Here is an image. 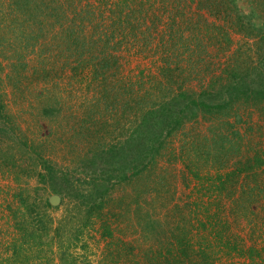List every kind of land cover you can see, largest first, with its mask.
Returning <instances> with one entry per match:
<instances>
[{
	"label": "rangeland",
	"instance_id": "obj_1",
	"mask_svg": "<svg viewBox=\"0 0 264 264\" xmlns=\"http://www.w3.org/2000/svg\"><path fill=\"white\" fill-rule=\"evenodd\" d=\"M42 1L45 15L29 18L11 13L12 0H0V94L11 119L0 118L5 130L0 132V264L12 263L19 245L28 249L23 264H181L172 232L167 238L158 233L170 226L192 228L190 264H264V198L254 203L239 192L245 182L254 183L252 172L234 177L236 168L251 167L258 153L264 155L263 102L239 101L238 116L228 112L236 135L221 129L217 116L195 117L143 174L106 181L109 192L95 186L103 175L91 168L102 147L127 142L139 116L175 96L179 84L200 94L228 71L244 70L245 52L235 56L246 41L237 16L243 12L245 23L261 17L256 22L262 24L264 0H127L128 7L122 0ZM58 7L68 16L63 25L53 17ZM110 10L116 11L113 21ZM78 12L100 18L102 12L105 27L92 30ZM23 31L37 37L24 51L17 45ZM67 36L83 42L69 43ZM103 58L114 65L97 79L92 73ZM22 64L26 71L13 66ZM42 67L45 77L36 73ZM190 69V81H170L179 79L181 70L188 77ZM53 107L54 115L46 114ZM222 137L228 138L224 144ZM31 148L65 171L71 185L54 193L50 184L40 183L37 172L44 168ZM217 150L222 158L213 156ZM256 170L264 178V165ZM220 175L228 178V191L220 192ZM209 183L219 186L205 189ZM209 206L231 223L226 235L231 245L217 244L212 261L197 253L203 207ZM145 214L163 229L144 227Z\"/></svg>",
	"mask_w": 264,
	"mask_h": 264
},
{
	"label": "trees",
	"instance_id": "obj_2",
	"mask_svg": "<svg viewBox=\"0 0 264 264\" xmlns=\"http://www.w3.org/2000/svg\"><path fill=\"white\" fill-rule=\"evenodd\" d=\"M12 1L13 4L11 8V13L13 14L16 11H22L21 13H23V16L29 18H37L39 15H45V10L48 7L42 0ZM58 1L59 0H53L54 3H57ZM122 1V7L129 6L127 0H125L124 2ZM61 10L62 9L58 7L57 12H59V14H56L57 16L53 15L55 21L59 25H63L65 19H67L68 17L65 16L66 11L63 12ZM124 10L125 9H121L119 13H123ZM110 13L111 14L109 15V18H111V21H113L114 15H116V11L110 10ZM88 14L89 13H87V15ZM238 14V23H240L241 25L240 33L244 35L246 41L244 42L245 44H243L242 47L235 52V56L236 58H239L241 57L239 55V51L242 50V52H245L246 56L248 57V62L244 70L241 68H236L233 69L232 72L228 71V73H230L229 75H227L226 77L219 78L218 82L215 81L216 83L214 84V86H212L208 90L203 91L200 94H196L195 91L191 90L187 91L185 88L182 87V84H179V87H177L180 90L175 96H173L172 98H168V100L164 99L165 101L163 102L155 103L157 105L153 104V106L149 107L147 111H145L144 113L142 112L143 115L142 117L139 116L140 119L137 122V126L135 130H133V132L131 133L130 139L127 140V142L122 144L119 143V146L106 145L102 147V149L93 157L94 160L91 164V168L93 167L96 173H99L101 171L103 175L101 180L102 184H97V181H94L95 186H101L104 189L102 191L109 192V187H107L105 183L106 181H108L109 183L112 177L120 178L121 182L133 179L134 177L143 174L144 171L150 165H155L157 159L164 155L163 151L166 150L169 145H172V141L175 136L186 126L187 122L191 121L195 117H200V115L201 117L202 115L204 117L205 114L210 115L211 117L217 116V120L221 122V129H227L228 131L231 130L230 132H233L234 135H236V133L238 134L239 132L236 130H232L234 128V125L227 121V119L231 117L228 116L230 115L228 112L232 113L235 117L238 116V113L235 111V105L239 101L242 103L251 104H255V101L259 103H264V21L262 24L260 22H258V24L256 22V19L261 18L258 17L254 19H249V23L247 21L245 23V19L243 17V15L245 16V14L243 12H240ZM87 15L78 12L76 16H81L83 21L85 19H88L89 24L92 25V30L96 28L103 29L105 27L103 25L102 20L105 15H103L102 12H99V16H101V18L93 16L91 12L89 15H92V18H88L89 15ZM118 20H121L120 17H118ZM111 24L115 26L117 25L118 29L122 27L120 24H116L114 22H111ZM71 34H73V32H71ZM67 37L68 40L71 39L69 40V43H71V41H75L73 42L74 44L83 42L79 36L76 37L74 40H72L70 36ZM36 38L37 37H35V35L33 36L31 33L29 34L26 33V31H23L22 34H20L17 38V45L18 47H21L23 51L28 50L31 47L35 46L33 40H35ZM105 44L107 46L111 45V40L108 37L105 39ZM226 44L228 45V43ZM11 50L13 51L12 53L14 55H12V57L17 56V52H15L14 49L10 46V51ZM255 55L256 58L253 59L252 56ZM114 60L115 59L113 58V61ZM110 61L112 60L103 58V60H101L102 64H99V66L95 68L92 74H94L95 77H97L98 74L103 75L104 79L105 71H108V68H110L111 65H114H110L107 63H110ZM192 65H195L197 69V63H193ZM13 66H16V68H21L23 71H26L28 69L27 66H25L24 64L19 66ZM180 69L181 68H179V70ZM205 69L207 70V68ZM80 70L82 71L83 69ZM191 71L192 70L190 69V74L188 75V77H183L184 74L182 73L184 72L181 70L180 72L182 73H179V79L176 80L171 78L170 81L173 83L176 82V85L180 82V80H183L184 78L187 80V78L190 77L188 79V81H190L192 76ZM36 73L39 74V77L41 75H44L45 77L47 70L42 67L41 70L37 69ZM219 82L220 87L217 86ZM20 83H22V80H20ZM194 95L197 96L195 97ZM5 109L6 108L0 94V118H4V120L6 118V121H9V123H11V119L7 118L8 116H5L4 114ZM45 111L46 114L52 116L56 112V108H47V110ZM1 131L5 130L0 129V132ZM211 132L214 133V136L221 134L216 132L214 129L212 130V128ZM221 140L222 141H220L219 143L222 142V144H224L228 141V138L222 137ZM191 144L194 145V141L191 142ZM31 149H33L35 156L41 159L43 165L42 167L44 168L43 171L37 172L40 183L50 184L51 189L54 193H61L62 191H64V189L62 190L63 187L67 188L69 185H71V179L68 178L69 175H67L65 171L57 169V167L52 162L44 160L41 157V153L37 149ZM232 149L235 152L238 151V147L236 145H234ZM213 156L215 157V159H218L219 157L222 158L221 151L219 152L217 150ZM262 165H264V155L258 153L251 167L244 166L243 168H236V170H234V173L236 174V176L234 177H240V175L243 177V172L248 171L252 172L249 173L248 176L250 174L255 175L252 177L254 182L253 184H246L245 182V184L239 190V192H243V195H245L246 193L245 196L248 195L251 200H254V203H257L256 200L264 198V178L261 177L260 174L254 173L257 172L256 168L260 169ZM114 166L116 168H112ZM112 173L114 174L112 175ZM217 179L216 181L220 184V192L228 191V178H223L220 175L217 177ZM229 183H231L230 180ZM219 184H216V186L212 187V184L209 183V185H205V189L209 187L208 190H210V188L212 187L211 190L215 191ZM103 186H105V188ZM234 194L235 192H230V195H232L230 197L232 198ZM23 202L24 204H26L27 201L23 200ZM201 204L199 205L201 206ZM90 206L94 208L92 205ZM203 209L204 213H206V221L205 223H203V235L200 236L202 242H199V246L197 247V253H199V255H202V257L207 258V260H211L213 258L211 252L213 251V249L216 248L217 244L220 246L231 245V238L226 237L227 233L231 231V223L227 219V217H224V215L222 216L221 213L214 212L211 206L203 207ZM28 212L29 214H32L30 211ZM231 213L235 215L236 212ZM137 215L139 216L138 213ZM141 217H143L142 219L146 223L143 224V226L147 229L152 228V231L156 232L155 224L162 225L161 228L163 229V223L160 221H155L156 223H153V221L149 218V214H145ZM23 224H25L24 221L22 222V225ZM144 231L146 230L144 229ZM167 231L172 232L170 238L174 240V249L176 247L174 251L176 252V254L174 256L177 255L180 258L181 264L192 263L193 258L195 257L193 254L195 253L194 245L191 242L192 238L190 237V232L192 231V228L191 231H183L182 228H180L179 226L174 229L170 226L168 229H166V231H163L161 233L158 232L159 236L161 235L167 238ZM176 232H179V234H176ZM27 250L28 249H26L22 245L15 247L13 255L14 261L12 259L13 262L8 264H23L28 261L29 256L26 253ZM170 252L172 254L173 251ZM20 260L22 262H20Z\"/></svg>",
	"mask_w": 264,
	"mask_h": 264
}]
</instances>
